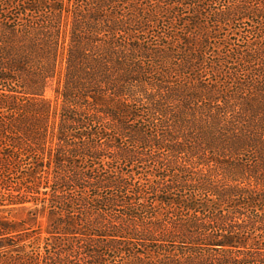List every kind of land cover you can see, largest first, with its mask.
Returning a JSON list of instances; mask_svg holds the SVG:
<instances>
[{
	"label": "trees",
	"instance_id": "trees-1",
	"mask_svg": "<svg viewBox=\"0 0 264 264\" xmlns=\"http://www.w3.org/2000/svg\"><path fill=\"white\" fill-rule=\"evenodd\" d=\"M166 1L191 8L184 19L174 11L183 21L175 34L174 14L162 19ZM213 3L0 0V264H104L99 247L117 249L125 228L128 247L130 234L208 247L156 264H202L208 252L213 264H264V35L243 38L246 50L228 43L212 83L200 81L195 67L222 21L233 15L263 26L264 0H237L233 10L213 11ZM164 21L171 25L162 34ZM224 58L240 62L225 73ZM222 75H230L234 91L222 89ZM142 101L149 127L137 121L144 122ZM218 141H225L221 149ZM243 146L256 156L247 165L237 160L233 184L220 188L211 170L199 180L212 198H243L236 210L182 195L194 173L208 171L205 149L221 154ZM146 159L173 170L150 169L135 182L123 167ZM173 188L179 194H170ZM158 204L188 214L171 219L165 212L164 220ZM201 206L210 212L203 219ZM160 254L169 255L163 248ZM144 256L132 254L128 263L145 264Z\"/></svg>",
	"mask_w": 264,
	"mask_h": 264
},
{
	"label": "rangeland",
	"instance_id": "rangeland-1",
	"mask_svg": "<svg viewBox=\"0 0 264 264\" xmlns=\"http://www.w3.org/2000/svg\"><path fill=\"white\" fill-rule=\"evenodd\" d=\"M215 3H213L211 5V8L213 11L216 10H221L222 7L228 6L232 8L230 10H233L236 7L237 4V0H213ZM240 2H245L246 0H238ZM255 1V0H254ZM253 0H250V3L254 4ZM162 5V19H165L166 16H169L168 12H172L173 14L176 13L174 11H177L178 14H180L179 16L184 19L187 16H189V13H186L187 10L189 12H191V8L185 6V5H181L179 6L178 4H172L171 2H164ZM187 8V9H184ZM227 9V7L225 8V10ZM184 12V13H183ZM175 18L172 19V21H175V24H173V28H172V33L175 34V32L177 31V26L176 24H180L179 26H181V22H183L182 20L179 21L177 20L176 15L174 14ZM212 16V15H211ZM250 17V16H249ZM212 18V17H211ZM254 20V18H253ZM171 24H168L167 22H163L162 24V34L165 33V31L169 28ZM210 28L213 26L211 24ZM254 26V27H253ZM264 26V25H263ZM262 25H258V24H253V21L251 19H248L247 17H240V19L238 18V16H231L229 18V21H226V24H224V22L222 21L220 23V28L218 26H215V33H212L213 35L215 34V36L211 37L208 40V43L206 44V46H204V58L202 62H197L195 61V67L197 68V77L200 78V81H203L204 83H212L214 82L217 77L218 74L215 71H212V68L214 67L215 64V60L221 59L220 56L221 54H223L224 52H227V49L229 50L228 47V43L230 44H234L233 47H239L241 50H246V43L243 41V38L249 39V40H254L255 38H259L258 35L260 34L259 31L261 30V35L260 38L264 35V31L262 30L263 27ZM218 27V28H217ZM257 28V29H256ZM262 28V29H261ZM212 30V29H211ZM179 32V31H177ZM228 63H225L222 66V72L228 73V71L230 72L231 68L236 67L237 64L235 62H240L239 60H235V59H231V58H224ZM156 60H158V58H156ZM230 61L232 62V64L230 63ZM264 61V60H263ZM234 62V63H233ZM243 64L242 62L240 63ZM254 67H261V62L258 61V65H256V63H253ZM246 66L243 64V68H245ZM248 67V66H247ZM264 68V62H263V66ZM241 68V67H240ZM233 70V69H232ZM168 76H170L172 79L177 78L178 75L175 74L174 71H170L168 72ZM245 74L244 69L239 70L238 71V76H240V78L243 77V75ZM230 75H227V77H224L223 75L221 76V80L224 81V87L222 83L219 82V87L223 90H235V84L234 82H232L229 79ZM169 78V79H171ZM264 69H262V71L259 74L258 80H264ZM218 87V88H219ZM47 95H50V90L47 91ZM144 104V106H142L141 108V116H143L141 121V118H138L137 121H140V126H144V127H149L151 126V123H147V119L146 118V113H145V109L144 107H146V102L142 101ZM146 119V120H145ZM164 119V118H163ZM143 122V123H142ZM152 122V120H151ZM167 122H170L169 120ZM153 125V122H152ZM225 142V141H223ZM222 141H218L216 142L218 149H221V147H223L224 143ZM229 146V145H228ZM149 151V150H148ZM203 155L205 156L204 158L205 161L207 160V169L208 171L206 173H204V171L201 170V173L199 174H193V176L191 177V183L189 181L188 184H190V186L188 185L187 188H185V190L183 191V196L188 197V195L193 196L194 198H196V201L199 203H204L205 201H209L211 202V204L214 202L215 204H213V206L217 207L218 209H220L221 212L224 211H233L234 209L236 210V206L234 207L233 204L235 203L236 199H239L240 202L243 201V198L241 197H237V196H225L224 198H212L211 195L206 191V189L204 188L203 184H201V181H203V179H206L207 173L210 171V173L212 174V179L218 183L220 188H225V186H228L229 184H233L234 180H231V178H233V170L235 168H233L236 165L237 160L240 162H243L247 164H250L251 161L254 160L256 153L252 150V148L247 147V146H243L242 148H240L238 151H235L231 153L225 152L222 150V153L219 154V152H213L212 149L210 150H204L203 151ZM185 160L187 158V155L185 154L184 156ZM218 159L220 161V164H215L213 161H211V159ZM150 166V167H149ZM194 167V166H193ZM202 169H204V165L202 166ZM124 169L128 170V173L131 174L133 173V177L135 179L136 177V181L138 182L140 181L141 183L143 182L142 177L140 178L141 174H144L145 171H150L151 170H158L164 173H169L171 174L173 167H163L161 169V164L156 163L154 161L151 160H145V162H138L135 165H133L132 167H123ZM187 168V167H186ZM189 169V167H188ZM195 168H193L194 171ZM197 169V168H196ZM131 170V171H129ZM139 172V173H138ZM260 175L261 178H264V169L260 170ZM173 173L176 175L175 169L173 171ZM185 175L187 176V173H185ZM170 178V177H169ZM176 178V177H173ZM251 179V178H250ZM165 181V178H164ZM248 181V180H246ZM251 181V180H250ZM249 181V182H250ZM252 184V181L250 182ZM228 184V185H227ZM174 186H176V183L173 184ZM177 188V187H176ZM126 189V188H125ZM122 190V189H121ZM128 190V189H126ZM130 191V190H128ZM131 192V191H130ZM130 192H125V190H122V192L120 193L123 196H127L131 198V194ZM170 194H179L178 189H170L169 190ZM182 193V192H181ZM150 196V195H148ZM133 204H137V200H133ZM159 205V209H162V218L165 220L171 217V219L174 217V215H176L174 218L178 219L182 216V214L186 215L188 214L187 211H183L178 205H166V204H158ZM203 206L200 207L199 210V217L201 219L204 218V216L206 217L207 214L204 211V209L202 208ZM116 212L115 214H117V209L120 210V206H116L114 207ZM221 209H223L224 211H222ZM219 211V212H220ZM165 212H167V216L165 215ZM204 213V216H203ZM218 213V211H217ZM15 214L19 217L23 215V212H21L20 210L15 211ZM173 216H172V215ZM194 215V214H192ZM193 217V216H192ZM195 217V216H194ZM234 219V217H233ZM43 223H45L43 221ZM126 229V233L124 234V237L120 238V246L117 247V249L113 246V245H106V243H104V245L99 247L100 250V254H101V258L104 262V264H129V257L132 254H135L137 252H144L145 256H144V262L145 264H156L158 261L161 262V260H164L165 258H169V259H173V260H177L178 258H180V256L183 257H189L190 254H188L189 250H194L195 252H200V253H204L206 252V246H202L200 244H195L192 242H187L185 241L186 239H184V241H179V240H167V241H157V240H144L143 242L141 240H139L137 237L135 238V235L130 234V236H133L132 239H130V242L133 243L128 247V242H129V231ZM254 233V234H253ZM252 235L254 236V238H256L255 235V231H253ZM256 234H259L258 232ZM262 238H260L261 241ZM103 240H105V238H103ZM256 240V239H255ZM136 243V244H135ZM138 244H143L138 245ZM261 246L264 247V239L262 240V242L260 243ZM253 246V245H251ZM256 246V245H254ZM127 247L129 249L130 252H128ZM162 248L165 252H168L169 255H161L160 253L162 252ZM179 251H184L183 255H180L181 253ZM211 251V250H208ZM212 257L215 258L217 256V254H214V251H211ZM235 253H237V251H235ZM160 254V255H159ZM179 254V255H178ZM209 255V256H208ZM205 256L207 257V259L205 260V262L203 261L202 264H213V262H209V258H211V254L206 253ZM203 255V259H205V257ZM212 258V259H213ZM184 259V258H183Z\"/></svg>",
	"mask_w": 264,
	"mask_h": 264
}]
</instances>
